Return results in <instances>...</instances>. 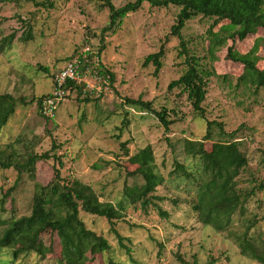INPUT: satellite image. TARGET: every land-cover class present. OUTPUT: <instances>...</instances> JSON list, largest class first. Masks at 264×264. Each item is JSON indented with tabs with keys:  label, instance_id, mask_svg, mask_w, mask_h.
Instances as JSON below:
<instances>
[{
	"label": "rangeland",
	"instance_id": "1",
	"mask_svg": "<svg viewBox=\"0 0 264 264\" xmlns=\"http://www.w3.org/2000/svg\"><path fill=\"white\" fill-rule=\"evenodd\" d=\"M135 1L111 3L118 8ZM177 12L173 6L155 8L143 2L119 26L103 34L109 12L100 8L98 0H0V94L9 93L18 100L14 114L0 132V148L18 153L20 161L29 153L59 156L65 180L89 185L99 201L113 205L124 200L125 185L133 188L142 183L129 175L135 166L128 158L138 150L152 148L163 179L153 193L161 198L153 200L156 206L142 210L139 205L125 204L122 218L114 222L124 247L118 244L107 220L80 212L86 228L102 235L111 246L104 254H88L91 259L87 264H108V260L116 264H179L178 256L189 262L195 258L198 264L211 259L213 264H258L239 254L232 236H240L247 221L257 218L260 220L248 235L264 239V189H259L264 185V91L238 84L243 66L226 55L229 47L246 53L256 44L258 67L263 68L264 29H257L244 40L228 39L216 50L214 60L206 51L211 20L192 19L181 31L190 52L214 73L207 84L204 114L207 120L221 124L225 134L214 125L212 140L204 141V147L210 150L213 142L228 141V135L234 133L248 161L237 187H255L254 194L243 203L245 209L232 216L227 229L217 232L200 223L192 210L194 182L168 174L175 162L196 172L198 160L184 155L183 140L200 141L205 134V120L193 112L186 94L179 87L168 89L185 69L183 58L178 56L179 39L170 35ZM218 28L213 27V31ZM10 35L13 38L5 45L2 41ZM160 47L165 55L155 74L153 65L144 67L143 60ZM86 48L91 56L84 67L87 83L81 86L82 94L72 92L59 106L55 119L45 121L35 100L50 93L51 77L65 61ZM103 70L113 74L112 85L108 76L99 74ZM86 97L90 102L84 101ZM125 97L141 98L151 102L154 110L165 111L172 121L168 130L153 115L125 105ZM52 143L59 146L50 151ZM55 167L52 158L39 160L33 177L24 173L18 180L13 168H0V200L4 201L0 220L12 214L28 215L36 185L47 186ZM158 208L165 215H159ZM38 248L43 257L32 252L15 261L10 250H2L0 264H60L55 235L42 233Z\"/></svg>",
	"mask_w": 264,
	"mask_h": 264
},
{
	"label": "trees",
	"instance_id": "2",
	"mask_svg": "<svg viewBox=\"0 0 264 264\" xmlns=\"http://www.w3.org/2000/svg\"><path fill=\"white\" fill-rule=\"evenodd\" d=\"M98 1L100 8H106L109 12V23L102 29L103 34L119 26L123 18L129 13L137 11L143 2H147L150 7L173 6L178 9L175 23L170 28V35L179 39L178 56L183 58L185 69L177 80L169 83L168 89L179 87L186 94L193 112L205 120V134L200 141L183 140L184 155L198 160L199 166L196 172L194 173L188 170L185 165L175 162L173 169L168 174L170 177L181 176L187 181L194 182L195 203L192 204V210L196 213L200 223L212 227L217 232L227 229L231 224L232 216L245 209L243 203L254 194L255 187L253 186L249 190L237 187V179L247 167L248 161L239 148V142L234 140V133L228 135V141L213 142L210 150L204 147V141L212 140L211 130L214 125L218 126L221 134H225L221 124L207 120L204 114L203 103L206 100L207 84L210 80L209 77L214 73L190 52L182 39L181 31L192 19L211 20L212 24L206 30L208 38L206 51L209 59L214 60L216 50L223 46L228 39L237 37L238 40H244L248 35L254 34L257 29H264V0H136L118 8L111 3V0ZM39 6L45 7L43 3H40ZM222 22L225 23L221 24ZM217 25L219 26L218 30L213 31V27ZM12 38L13 36L10 35L2 42L9 45ZM257 51L256 44L246 53L236 52L232 47H229L226 57L243 66V72L237 79L238 84L264 91V67H258L260 58ZM76 53L78 52L73 53L65 62L69 61ZM164 55V49L160 47L158 52L144 58L143 66L153 65L154 73L157 74L162 67L161 60ZM89 56L91 53H88L87 59ZM86 64L87 62H83L84 67ZM42 70L48 72L45 68ZM99 74L108 76L112 85L113 74L106 70ZM82 84H71L66 98L72 92H76L80 96ZM48 95L49 93L35 100L38 111L40 102ZM84 101L90 102L87 97ZM123 103L153 115L165 130H168L172 123L167 119L165 111L154 110L149 101L125 97ZM17 105L18 100L13 95L0 94V132L9 122ZM40 116L45 121L53 120L44 118L41 114ZM58 146L52 143L50 151L57 149ZM50 158L57 163V167L54 168V178L47 186L36 185L30 213L20 217L12 214L6 219L0 220V253L5 249L10 250L14 261L20 256L32 252L43 257L38 248L39 240L42 233L48 232L50 236L55 235L58 239L60 245L58 262L60 264H87L91 259L88 258V254L91 256L104 254L110 250L111 246L102 235L86 228L79 216L80 212L107 220L117 237L118 244L124 247L122 237L113 226L115 221L122 218L125 204L139 205L142 210H146L151 205L156 206L153 200L161 201V198L153 195L156 188L162 184L163 179L157 171L154 153L150 146L138 150L128 158L129 162L135 166L129 175L140 178L142 183L133 188L125 185L124 200L115 205L99 201L98 196L89 185L82 184L78 180H65L61 176L62 162L59 156L49 152L40 155L29 153L20 161L18 153L7 152L0 148V168L3 170L13 168L17 174V180L24 173L33 177L35 163ZM259 189L263 190L264 185H260ZM5 194L9 195L10 191ZM3 202L0 200V208H3ZM158 213L165 215L159 208ZM261 219H264V216ZM259 220L257 218L246 220L247 223L244 225L242 234L231 236L236 240L239 254L242 257L258 264H264V239L259 241V238L255 240L248 235L250 228ZM214 261L211 259L206 264H213ZM178 262L179 264H198L195 258L189 262L179 256ZM108 264L116 263L108 260Z\"/></svg>",
	"mask_w": 264,
	"mask_h": 264
},
{
	"label": "built area",
	"instance_id": "3",
	"mask_svg": "<svg viewBox=\"0 0 264 264\" xmlns=\"http://www.w3.org/2000/svg\"><path fill=\"white\" fill-rule=\"evenodd\" d=\"M86 50L76 53L52 76L51 91L40 102L39 107L40 114L44 118L55 119V113H57L59 106L66 99L71 84L87 83L84 77L87 69L84 68L83 62L88 61L87 56L90 51L88 48ZM93 61L96 62L97 58L94 57Z\"/></svg>",
	"mask_w": 264,
	"mask_h": 264
}]
</instances>
